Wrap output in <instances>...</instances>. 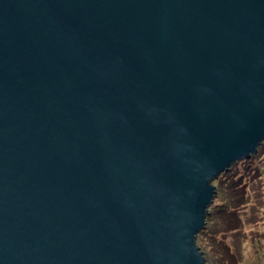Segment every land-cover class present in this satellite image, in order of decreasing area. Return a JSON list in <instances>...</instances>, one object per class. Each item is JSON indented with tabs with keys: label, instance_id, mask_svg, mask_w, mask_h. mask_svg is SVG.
<instances>
[{
	"label": "water",
	"instance_id": "water-1",
	"mask_svg": "<svg viewBox=\"0 0 264 264\" xmlns=\"http://www.w3.org/2000/svg\"><path fill=\"white\" fill-rule=\"evenodd\" d=\"M263 144L264 0H0V264H207Z\"/></svg>",
	"mask_w": 264,
	"mask_h": 264
},
{
	"label": "rangeland",
	"instance_id": "rangeland-1",
	"mask_svg": "<svg viewBox=\"0 0 264 264\" xmlns=\"http://www.w3.org/2000/svg\"><path fill=\"white\" fill-rule=\"evenodd\" d=\"M213 183L208 229L197 240L207 264H264V144Z\"/></svg>",
	"mask_w": 264,
	"mask_h": 264
},
{
	"label": "trees",
	"instance_id": "trees-1",
	"mask_svg": "<svg viewBox=\"0 0 264 264\" xmlns=\"http://www.w3.org/2000/svg\"><path fill=\"white\" fill-rule=\"evenodd\" d=\"M250 164H252V166H253V162H251ZM207 229H208V227H206V229L205 230H203L202 232H201V238L203 237L202 235L204 234V233H206L207 232ZM201 238H199V240L201 241ZM200 245V244H199Z\"/></svg>",
	"mask_w": 264,
	"mask_h": 264
},
{
	"label": "bare ground",
	"instance_id": "bare-ground-1",
	"mask_svg": "<svg viewBox=\"0 0 264 264\" xmlns=\"http://www.w3.org/2000/svg\"><path fill=\"white\" fill-rule=\"evenodd\" d=\"M253 174H254V173H253ZM253 174H252V175H253ZM250 176H251V175H250ZM250 178H251V177H250ZM246 182H247V181H246ZM248 182H249V181H248Z\"/></svg>",
	"mask_w": 264,
	"mask_h": 264
}]
</instances>
